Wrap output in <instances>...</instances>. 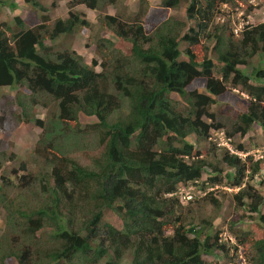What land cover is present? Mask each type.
<instances>
[{
  "label": "trees",
  "instance_id": "1",
  "mask_svg": "<svg viewBox=\"0 0 264 264\" xmlns=\"http://www.w3.org/2000/svg\"><path fill=\"white\" fill-rule=\"evenodd\" d=\"M183 1L162 4L174 8ZM25 2L39 14V23L30 26L20 16L18 28L0 22V87L17 91L20 121L44 128L33 155L45 166L35 171L23 162L25 173L14 170V179L4 178L0 185V207L6 210L0 264H13L11 259L16 264H125L127 256L129 264H209L205 256L220 257L229 249L219 232L204 233L211 221L190 226L188 219L195 217L185 214L180 194L190 192L191 185L215 187L225 177L239 188L238 207L257 213L264 224V192L253 182L264 157L243 155L248 149L238 144L236 150L224 148L216 163L198 146L209 142L213 128H224L228 138L247 135L256 123L264 130V67L249 73L239 66L264 56V22L247 25L237 37L228 23L215 24L220 6L236 0H189L186 21L169 17L157 25L142 18L149 8L132 20L106 13L99 17L100 27L118 40L100 36L99 58L88 63L77 50H56L47 40L92 27L85 13L73 11L76 6L99 10L103 2L116 0H71L69 16L52 23L49 11L58 0L52 7L41 0ZM204 39L214 41L220 65L207 54L197 59L193 46ZM182 42L188 43L187 60L181 59ZM199 78L205 92L190 87ZM21 87L29 93L19 92ZM229 87L249 96L248 107L236 112L227 103L226 112L217 115L212 106ZM37 105L50 108L47 122L32 111ZM5 113L0 111V129ZM82 113L96 120L82 126ZM192 135L196 142L189 140ZM79 145L92 151L90 166L71 155ZM2 161L0 154V171ZM223 163L230 169L226 174ZM207 167L211 171L203 180ZM6 185L27 191L36 185L44 197L35 206L17 204L3 192ZM203 199L220 205L212 191ZM112 212L116 222L106 220ZM240 232L239 242L250 239L248 264H264V233L252 238L251 231Z\"/></svg>",
  "mask_w": 264,
  "mask_h": 264
},
{
  "label": "rangeland",
  "instance_id": "2",
  "mask_svg": "<svg viewBox=\"0 0 264 264\" xmlns=\"http://www.w3.org/2000/svg\"><path fill=\"white\" fill-rule=\"evenodd\" d=\"M71 0H58L57 5L49 11L51 17V23L59 18H66L69 16V2ZM48 7H52L53 0H41ZM163 0H148V3L142 5L141 0H116L115 3L103 2L99 10H93L88 8L86 5H78L73 8L75 12L85 13L88 20L92 22V27H82L80 26L73 34H68L60 37L54 42L47 40V43L54 46L56 50L73 48L77 50L81 55L84 56L88 63H92L94 58H99L97 52V41L100 36L111 37L113 40L117 41L118 38L112 30L103 29L99 23V17L109 13V14H119L125 19H135L144 13L147 8L149 12L147 16H142L146 20L147 25L159 24L163 20L173 17L179 20H187V6L189 0H184L178 7L168 8L164 7L162 4ZM15 4V7H12ZM145 6V9L142 7ZM143 11V12H142ZM17 16L22 17L26 23L30 26L39 23V14L34 12V9L28 5L25 0H0V22H7L14 27H17L15 18ZM128 17V18H127ZM215 24L228 23L237 37L240 35L242 30L250 24H259L264 22V0H236V2L224 3L220 6V11L215 15ZM188 25L192 26L191 21L187 22ZM18 28V27H17ZM204 39L200 44L193 46V50L196 53L197 59L202 60L207 54L209 57L216 60L217 66V56L215 51L212 50L214 46V41ZM188 47L187 42L181 43L182 60H187V54L185 53ZM206 47H209V52L206 53ZM264 56L257 54L251 61V64L247 67L244 65H239L241 69L248 71L249 73L260 65L264 67ZM98 70L101 69L100 66L97 67ZM217 73V72H216ZM192 89H198L201 92H205V80L196 79L190 86ZM19 92L29 93L24 87L19 89ZM17 91L10 88L9 86L0 87V111H5L6 122L2 129H0V154L3 159V166L0 171V185L4 178L10 180L14 179V170H21L20 166L23 162H29V169L39 171L45 166L43 161L36 160L33 153L36 145L41 139L44 132V128L39 127L34 122H23L18 119L22 112L21 107L18 105L15 99ZM174 98L181 100L177 95ZM220 103H215L212 109L217 115L219 112H226L227 103L236 112H241L247 109L249 104V96L238 88L229 87L226 92H224L219 97ZM182 101V100H181ZM32 111L45 122L48 121L49 107H44L42 105H37L33 107ZM54 110V109H53ZM32 111L30 113H32ZM80 121L82 126L91 124L95 117L87 116L81 114ZM221 119V116H217ZM208 122H212L209 118L205 119ZM75 122L72 125L75 126ZM220 130V131H218ZM224 130L225 134H222ZM226 130L221 129H211V139L198 144L203 155L206 156L208 161L218 162L221 159L224 148L229 150H236L238 144H243L247 149L248 153L243 155L251 154L253 158L264 157V130L256 123L252 126L250 132L242 136L237 134L231 139H226ZM190 141L196 142L195 136L189 137ZM71 155L76 156L77 159L81 160L83 164L90 166L91 156L93 155L90 149H86L79 145V147L73 146L71 149ZM213 153H215L213 155ZM15 156L14 158L12 157ZM12 157V158H11ZM226 167L224 174L230 171L227 169V165L223 163ZM48 170V169H47ZM207 170V171H206ZM211 168H206L203 173V180L208 177V172ZM21 174L25 172L20 171ZM263 183L260 184V181ZM17 181V180H16ZM255 186L264 192V167L255 176V181L253 180ZM190 193H181V199L183 201V207L185 214L192 215L195 219H188L189 224H203V220H209L212 223V227H206L204 233L212 231L213 234L219 232L220 240L226 242V246L229 250L220 251V257L214 255L205 256L209 264H248L246 257V251L250 246V239L248 242L242 244L238 241L237 235L244 237L240 231L244 229L252 238L254 236H261L264 233V224L258 220L257 213H251L243 208L238 207L234 194L239 190L232 181L225 177L221 184L215 187H209L207 190L201 189V187L191 185ZM209 191L213 192V195L217 200H219L220 205L216 206L210 201L204 200L205 196ZM4 193L7 194L8 198L14 199L17 204H22L27 202L35 206L43 199V195L40 194L41 191L38 186H34L33 189L25 190L18 186L6 185L4 186ZM193 195V200L189 198V195ZM262 212L264 213V205L262 206ZM6 210L0 207V236L4 233L6 229ZM81 218L83 217L80 214ZM116 215L112 212L106 216L107 221L116 222ZM235 227H231V224ZM191 226V224H190ZM199 226V225H197ZM243 228V229H242ZM240 230V231H239ZM49 229H45L42 232L44 237ZM237 245L238 249L234 246ZM131 260L130 256L126 257L125 264H129ZM11 263L16 264L17 261L14 259L9 260ZM63 264H69L64 263ZM74 264H77L74 262Z\"/></svg>",
  "mask_w": 264,
  "mask_h": 264
},
{
  "label": "clouds",
  "instance_id": "3",
  "mask_svg": "<svg viewBox=\"0 0 264 264\" xmlns=\"http://www.w3.org/2000/svg\"><path fill=\"white\" fill-rule=\"evenodd\" d=\"M218 131H220V130H218ZM222 134H223V135L225 134L224 130H222ZM226 136H227V135H226ZM227 138H228V137H227ZM227 138H226V139H227ZM228 139H231V138H228ZM187 193L189 194L190 192H187ZM189 198L192 199V198H193V195L190 194V195H189Z\"/></svg>",
  "mask_w": 264,
  "mask_h": 264
}]
</instances>
